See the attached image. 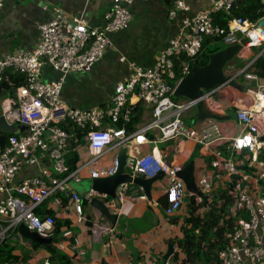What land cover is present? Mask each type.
<instances>
[{
	"label": "built area",
	"instance_id": "2783aa9c",
	"mask_svg": "<svg viewBox=\"0 0 264 264\" xmlns=\"http://www.w3.org/2000/svg\"><path fill=\"white\" fill-rule=\"evenodd\" d=\"M136 1L147 0H112L102 28L90 27L82 17H70L62 9H55L52 18L38 26V41L32 50L19 51L0 60V83L7 72L24 77V84L3 98L0 116L8 126L26 127L22 133L6 135L0 148V244L5 240L11 245L22 243L24 239L18 231L21 224L33 233L53 239L57 235L54 215L35 213L37 207L47 202L62 207V199H65V208L74 213L76 223L83 222L84 204L94 197L104 201L108 197L92 189L79 197L70 183L80 182L85 170L90 180L114 175L118 168V151L122 148L126 149L125 168L131 177L151 179L159 173L164 175L168 183L164 216H173L192 194L177 176L181 166L167 163L166 153L159 145L183 137L198 145L208 160V166L198 170L199 191L206 197L220 192L218 200L229 218L228 231L216 253L218 264H264V83L249 71L255 61L264 60V25L258 26L264 21V5L252 21L232 15L235 6L243 0H208L206 7L192 16L187 15L188 7L183 0H173L168 19L175 20L180 15V30L168 41L153 65L140 67L131 63V73L114 86L108 106L87 110L68 107L61 98L66 77L91 71L105 50L112 46L108 35L127 29L131 21L127 6ZM2 6L3 0H0V10ZM217 16L227 20L226 27L216 22ZM208 39L220 41L224 46L242 44L253 51V56L239 73L226 74L225 83L202 97L182 99L183 102L174 100L172 94L178 81L190 70L183 58L197 57ZM44 63L58 73L56 80H42ZM176 63L181 68L180 78H177ZM239 78L252 96L251 106L246 109L229 105L221 98L224 89ZM132 96L149 107L151 116L142 121L135 132L126 134L124 127L117 124L121 120L128 122ZM201 99L213 112L232 110L240 133L231 138L223 136L215 120H205L198 134L186 125L184 119L195 117L194 108ZM191 110L194 116H187L185 113ZM79 141H84L89 158L80 159L78 166L70 171L66 164L68 147ZM134 145H148L151 151L143 156L127 152ZM111 152L109 166L92 169L94 162ZM45 162L49 163V168L42 166L35 176L14 182L23 165L31 167ZM134 186L131 182L120 184L115 190L117 199L122 202L129 195V200L146 201L151 205L142 188L139 187L138 192ZM204 199L196 196L194 205L201 207ZM91 232L100 238L115 237L114 228L97 216L91 220ZM56 248L75 256L85 255L80 241L69 229L63 231ZM148 258L144 264H171L170 259ZM0 264L34 263L18 259ZM43 264L52 263L45 260Z\"/></svg>",
	"mask_w": 264,
	"mask_h": 264
},
{
	"label": "crops",
	"instance_id": "0c3cea01",
	"mask_svg": "<svg viewBox=\"0 0 264 264\" xmlns=\"http://www.w3.org/2000/svg\"><path fill=\"white\" fill-rule=\"evenodd\" d=\"M183 2L188 7L187 15L189 16L199 13L208 4V0H183ZM111 3L112 0H3V6L0 10V60L19 51L32 50L38 41V26L52 18L53 10L62 9L70 17H82L90 27L102 28L105 25V14ZM172 6L173 0L136 1L128 5L131 21L127 29L108 35L112 46L105 50L103 57L92 67L91 71L86 74L73 73L66 77L61 91V98L65 104L72 109L78 110L108 106L114 86L126 79L131 73L129 68L131 63L140 67L152 66L158 54L167 46L168 41L178 35L180 30V15L175 20L168 19V11L172 9ZM252 54V50L243 47L235 60L239 59L242 62H247L252 58ZM228 66V68H225V73H234L233 67L231 65ZM58 77V73L53 71L47 63L43 64L41 68L43 81H54ZM238 83L243 84V79L241 78V82ZM230 90L228 92L229 101L223 99L225 103L241 109L251 106L252 96L244 91L243 94L249 96V104L237 107V100L240 98L239 94L242 95V93L232 88ZM3 92H6V95H3ZM8 94H10L9 91H0V106L3 98ZM137 103L135 96L130 97V106ZM141 105L145 109L142 121H147L151 116L150 109L146 105ZM222 123L219 124L221 125ZM234 124L236 125V123ZM81 142V148H78V153L80 154V159L85 161L89 157L85 144L82 145ZM164 144L167 143L161 145ZM159 148L163 153H166L165 161L167 162V149L169 146H159ZM150 151L151 147L148 145H134L127 152L136 156H143L150 153ZM179 151L178 155L172 157L170 161L172 165L182 167L190 160H193L196 166V160L193 157L197 153V156L203 159V163L196 166V177L199 169L208 166V160L206 156H203L202 149L194 142H179ZM112 157L113 152L104 155L100 160L92 164V169L109 166ZM42 166L50 167L48 162L31 167L23 165L14 182L19 183L25 178L35 176ZM87 174L88 171L85 170L82 173L83 178L80 182L70 183L71 189L79 197H83L91 189V185L87 181L89 180L90 182L91 180ZM159 184L160 182L158 181L151 187V205H148L146 201L129 200V195L126 197L127 200L121 202L120 209H116L109 198L104 201L111 210L116 211L118 214L113 232L114 238H110L108 235L101 236V238L98 235H93L91 232V220L99 216L87 203L83 207L85 220L81 223H76L74 213L65 208L66 202L62 207H55L47 202L43 207L45 212L54 215L55 221L59 225L56 228L57 235L53 239L49 237L52 239L51 247L53 246L55 250L53 259L45 248L34 249L30 245H28L27 249L31 253L24 254L23 252L24 259L32 261L34 264H43L45 260H49L52 264H60L59 255H72L56 248V243L61 240V235L66 229H69L74 237L81 242L80 248L85 252L84 256H75L69 264L84 262L101 264L102 260L106 264H118L128 260L132 261L130 259L134 257L135 261H133V264H144L149 260V256L161 257L162 259L167 250V241L170 235L174 233L179 235V231H177V226L170 220L171 218L174 220V217L166 218L163 214L160 199H164L165 189L162 190L163 186ZM134 187L140 192L139 186L135 185ZM175 221L176 224H179L177 223L178 220ZM166 226L168 228H164ZM141 257H143L142 261L140 260Z\"/></svg>",
	"mask_w": 264,
	"mask_h": 264
},
{
	"label": "trees",
	"instance_id": "16d2710c",
	"mask_svg": "<svg viewBox=\"0 0 264 264\" xmlns=\"http://www.w3.org/2000/svg\"><path fill=\"white\" fill-rule=\"evenodd\" d=\"M259 9H262L260 0H243L237 6H235L232 15L233 17L255 20L257 17L256 12ZM216 22L226 27V19H220V17L217 16ZM215 43L216 41L214 40H206L197 57L193 59L183 58V61L187 62L189 68L192 66L205 65L210 53L223 48L215 46L210 48V44L214 45ZM175 65L177 78H180L181 68H179L180 66L178 63ZM249 71L258 76L260 83H264V60L260 59L255 61ZM23 84L24 77L22 75L7 72L5 74V80L0 83V91H10L12 88ZM244 95L245 94L243 93L242 95L239 94L240 98L237 100V107H242L244 104H249V96L245 95V98ZM130 109L131 114L128 122H123V120H121L120 123L117 124V127H124L126 134L133 133L137 130L138 125L142 123V116L145 110L140 102L131 106ZM68 131L72 132L75 130L69 129ZM148 135L151 138L153 137L151 133ZM80 142L81 141L74 143V149L66 156V164L70 171H73L79 164L80 154L78 153V148H81ZM160 200L161 206L163 208V214H165L167 202L165 198H161ZM65 202L66 200L62 199V205H64ZM46 204L47 203H45L42 207H37L35 209V213L43 216L45 213V209L43 207ZM202 204L203 206L198 207L187 202L176 214L171 216L174 217V220L170 217L171 222L177 226V231H179V235L174 233L170 235L167 241V244L171 243L173 247L177 248V251H175L170 258L171 264H173L172 259H174V264H218L216 253L220 248V244L223 243L225 233L228 231L229 218L224 211L221 201L216 204L212 198L206 197ZM200 208H204L203 211L198 213L191 212L193 210L198 211L197 209ZM175 220H178L177 223L179 224H176ZM58 226L59 225L55 221V228ZM164 228H168V226ZM30 244L34 249L40 247L45 248L50 253V257L53 259V254L55 253L53 246L50 248L35 243ZM23 255V251L18 249L16 244L11 245L7 240L0 244V263L6 261H15L20 258L24 259L25 256ZM74 258L75 255H59L60 264H69V262H71ZM158 259L162 260L161 257Z\"/></svg>",
	"mask_w": 264,
	"mask_h": 264
},
{
	"label": "water",
	"instance_id": "95a60500",
	"mask_svg": "<svg viewBox=\"0 0 264 264\" xmlns=\"http://www.w3.org/2000/svg\"><path fill=\"white\" fill-rule=\"evenodd\" d=\"M260 4L264 5V0H260ZM264 21H260L258 26H263ZM243 48L242 44H235L225 46L217 51L210 53L207 62L202 66H192L188 73L184 75L177 83L172 98L178 99H197L202 97L205 93L213 90L214 88L226 82L225 68L227 65L235 60ZM230 88L243 93L246 91V86L236 81L230 84ZM9 93H14L12 88ZM6 95V92L2 93ZM196 115L191 120L185 122L186 125L191 127L197 134L200 131L201 125L205 120H215L219 123L231 121L236 123L233 111L228 112H213L209 109L207 102L201 99L195 106ZM26 130L24 126H8L2 116H0V148L3 147L6 135L13 133H22ZM84 145V141L81 142ZM74 149L73 145L68 147V151ZM118 168L114 175L95 178L91 180V189L99 194H105L111 201L116 209H120L121 202L117 199L115 190L120 184L131 182L142 188L148 199L151 198L150 190L154 183L161 181L164 178L162 173L157 174L151 179H143L138 177H131L125 168L126 149L122 148L118 153ZM196 166L193 160H190L186 165H183L178 171L177 176L183 182L185 189L192 195L188 198L191 205L195 204V197L198 196L202 199L206 197L204 193L199 191L196 185ZM88 206L98 214L101 221L107 223L111 228H114L117 223L118 214L116 211L111 210L103 199L94 197ZM18 231L24 240L29 243H35L41 246L51 247L52 239L42 237L36 233L29 231L24 225H19ZM173 245L168 244L167 250L162 257L163 261H167L173 255ZM101 264H106L104 260Z\"/></svg>",
	"mask_w": 264,
	"mask_h": 264
},
{
	"label": "rangeland",
	"instance_id": "374dc122",
	"mask_svg": "<svg viewBox=\"0 0 264 264\" xmlns=\"http://www.w3.org/2000/svg\"><path fill=\"white\" fill-rule=\"evenodd\" d=\"M256 20V19H255ZM254 21V20H252ZM210 48H213V46L215 47H224L223 43L220 42V41H216V43L214 45L210 44ZM255 51V50H254ZM248 62V61H247ZM247 62H242L241 60L239 59H236L234 60L233 62L229 63L228 65H231L234 69V73H239L243 68L244 66L246 65ZM227 65V68L229 67ZM238 82H241V78L238 79ZM231 91L229 87H227L226 89H224V91L222 92L223 93V96L221 97L222 99H224L225 101H229V95H228V92ZM235 95V94H234ZM179 102H183L182 99H179ZM187 116H194L195 112L194 110H191V111H188L185 113ZM191 120L190 117H186L184 119L185 122ZM219 131L220 133L225 136V137H228V136H236L238 135L239 131H240V128L238 126H236L234 123L232 122H224L222 123L220 126H219ZM182 141H187L185 140L183 137H178L177 139L173 140V141H169L167 142V144H164V145H159L160 147H167L169 146V148L167 149V162L169 164H171V159L174 155H178L180 153L179 151V142H182ZM171 143V144H170ZM199 147V146H198ZM200 148V147H199ZM201 149V148H200ZM182 152V151H181ZM223 155L227 156V154H224ZM204 156V155H203ZM233 157H236L235 155ZM194 160H196V166H198L200 163H203V159L200 157L197 156V153L194 154V157H193ZM88 183L91 184V181L89 182V180H87ZM160 186H163L162 190L166 189L167 186H168V183H167V180L166 178L164 177L161 181H160ZM207 197L209 198H212V200L214 201V203L218 204L219 203V197H218V193L217 192H214L212 195H208ZM50 203V202H48ZM187 203V202H186ZM203 206V204H201ZM204 208H200V209H197L198 211H191L193 213H198L200 211H203ZM17 245V248L18 249H21L24 254H27V253H31L27 248H28V245L31 246V244L27 241V240H24L23 243H16ZM80 246H81V242H80ZM130 251H134V250H130ZM133 254V253H131ZM136 254V253H135ZM130 260L135 261V257L134 258H131ZM140 260L142 261L143 260V257L140 258ZM172 263L174 264V259H172Z\"/></svg>",
	"mask_w": 264,
	"mask_h": 264
},
{
	"label": "clouds",
	"instance_id": "9594fccd",
	"mask_svg": "<svg viewBox=\"0 0 264 264\" xmlns=\"http://www.w3.org/2000/svg\"><path fill=\"white\" fill-rule=\"evenodd\" d=\"M14 134V133H13Z\"/></svg>",
	"mask_w": 264,
	"mask_h": 264
}]
</instances>
